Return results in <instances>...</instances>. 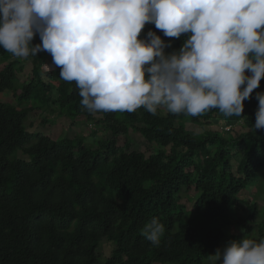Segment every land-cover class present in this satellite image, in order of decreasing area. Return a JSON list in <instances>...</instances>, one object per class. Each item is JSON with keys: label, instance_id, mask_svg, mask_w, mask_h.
Instances as JSON below:
<instances>
[{"label": "trees", "instance_id": "obj_1", "mask_svg": "<svg viewBox=\"0 0 264 264\" xmlns=\"http://www.w3.org/2000/svg\"><path fill=\"white\" fill-rule=\"evenodd\" d=\"M149 30L172 41L168 52L178 50L187 37H163L149 23L141 38ZM39 43L37 34L33 44ZM12 56L0 48V94L11 92L16 100L0 102V264H204L225 239H264V218L258 219L256 203L245 202L249 212L244 218L233 214L244 190L258 183L264 187L259 177L264 173V129L253 128L255 93L264 91V78L245 100L240 117H227L219 109L199 116L163 115L161 106L156 115L143 107L92 115L81 105L75 82L61 79L58 67L42 78L41 52L25 58L34 66L27 83L19 81L23 67ZM33 112L72 122L100 116L113 139L87 143L82 135L54 139L30 132L27 121ZM220 116L226 123L240 121L247 131L225 137L186 129L187 123L209 126ZM130 131L156 149L149 154L131 150ZM121 135L127 139L118 146ZM183 190L194 191L191 210L180 201ZM261 211L264 216V204ZM152 217L165 226L158 247L140 231ZM236 227L243 232L234 233ZM105 239L114 250L102 262L98 246Z\"/></svg>", "mask_w": 264, "mask_h": 264}, {"label": "clouds", "instance_id": "obj_2", "mask_svg": "<svg viewBox=\"0 0 264 264\" xmlns=\"http://www.w3.org/2000/svg\"><path fill=\"white\" fill-rule=\"evenodd\" d=\"M149 23L163 37H187L168 52L172 41L156 31L141 38ZM0 48L21 58L49 53L44 67L74 81L92 115L141 107L156 115L164 106L172 114L219 109L240 117L264 78V0H0ZM255 98L257 131L264 91ZM140 231L158 247L165 226L152 217ZM207 258L264 264V239L229 240Z\"/></svg>", "mask_w": 264, "mask_h": 264}, {"label": "rangeland", "instance_id": "obj_3", "mask_svg": "<svg viewBox=\"0 0 264 264\" xmlns=\"http://www.w3.org/2000/svg\"><path fill=\"white\" fill-rule=\"evenodd\" d=\"M144 29L142 30L141 36L143 35ZM41 42V41H40ZM44 57V63L52 64V57L49 56V53L45 51H41ZM19 59L21 61V66L23 67L22 71H19L17 73L18 79L21 83H27L31 77L33 72V64L30 60H26L25 58L12 56L11 60ZM3 66V64L0 65V68ZM42 78L46 80L47 76L46 73L48 71H52L51 69H46L44 67V64L42 65ZM246 74L248 73V70H246ZM15 99L11 92H4L0 94V102H6L15 104ZM162 107V114L165 115L168 113V110L166 107ZM101 117L95 116L94 120L87 121L83 120L84 118L81 117L77 122H72L68 117H58L56 118L54 114L49 112H33L30 114L28 121H27V127L30 132H38L42 134H46L51 136L54 139H60L63 137L68 138H74L75 136L82 135L85 137V142L87 143H93L100 137L107 138V139H113V135L108 132L104 131L103 123L99 122ZM42 119H49L48 122L42 123ZM54 119V120H53ZM53 120V121H52ZM30 123H33L30 125ZM186 129L191 134H197L202 133L204 130H213L218 131L225 137L232 136L236 137L243 131H247L244 129L243 124L236 120V119H230V123H226L225 119L221 116L214 119L213 124L205 127H198L196 125H193L191 123L186 124ZM128 138L130 140V147L131 150H136L140 152H144L145 154H149L153 152V149H156V146L153 144L148 143L139 133L130 131ZM127 137L125 135H121L117 138V144L118 146H123L126 142ZM22 158L26 159L25 156H21ZM239 160L238 158H235L233 160V164L236 165ZM260 179L264 181V173L261 172L259 174ZM194 191H190L188 194L185 193L183 190L180 194V201L181 203H184L187 205L188 209L191 210L192 202H190V198L193 197ZM252 201L251 203H256L258 207L260 208L259 217L258 219L261 220L264 218L263 212L261 211L263 204H264V187L261 184H257L255 186H252L246 190H244L238 198V202L235 205L233 214L235 216L244 218L248 215V208L245 204L246 201ZM234 233H241L243 232L241 227H236L233 229ZM257 234V230L254 229V237ZM228 240H223L222 247H224L227 244ZM114 250V244L110 241H107L106 239L103 240L100 245L98 246V253L100 256V260L102 262L105 261L106 258H108L112 251ZM204 264H211V261H208Z\"/></svg>", "mask_w": 264, "mask_h": 264}]
</instances>
